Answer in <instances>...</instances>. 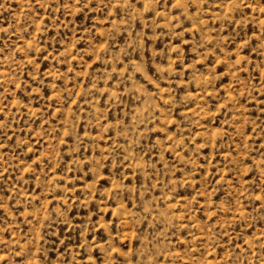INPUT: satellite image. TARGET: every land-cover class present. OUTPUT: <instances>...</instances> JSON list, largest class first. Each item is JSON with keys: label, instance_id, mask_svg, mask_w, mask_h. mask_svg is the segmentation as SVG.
I'll use <instances>...</instances> for the list:
<instances>
[{"label": "rangeland", "instance_id": "1", "mask_svg": "<svg viewBox=\"0 0 264 264\" xmlns=\"http://www.w3.org/2000/svg\"><path fill=\"white\" fill-rule=\"evenodd\" d=\"M0 264H264V0H0Z\"/></svg>", "mask_w": 264, "mask_h": 264}]
</instances>
